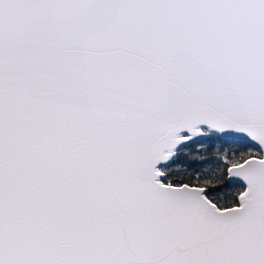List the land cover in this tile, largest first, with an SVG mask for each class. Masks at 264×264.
<instances>
[{
  "label": "snow or ice",
  "instance_id": "6c2138e0",
  "mask_svg": "<svg viewBox=\"0 0 264 264\" xmlns=\"http://www.w3.org/2000/svg\"><path fill=\"white\" fill-rule=\"evenodd\" d=\"M0 264H264V0H0Z\"/></svg>",
  "mask_w": 264,
  "mask_h": 264
}]
</instances>
